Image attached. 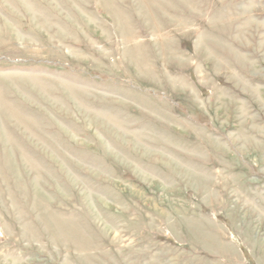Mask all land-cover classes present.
<instances>
[{"label":"rangeland","instance_id":"1","mask_svg":"<svg viewBox=\"0 0 264 264\" xmlns=\"http://www.w3.org/2000/svg\"><path fill=\"white\" fill-rule=\"evenodd\" d=\"M0 264H264V0H0Z\"/></svg>","mask_w":264,"mask_h":264}]
</instances>
